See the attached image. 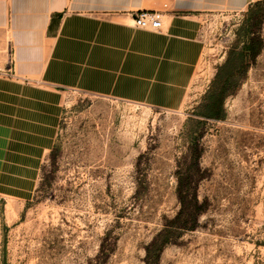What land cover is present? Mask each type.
Listing matches in <instances>:
<instances>
[{"label":"rangeland","instance_id":"374dc122","mask_svg":"<svg viewBox=\"0 0 264 264\" xmlns=\"http://www.w3.org/2000/svg\"><path fill=\"white\" fill-rule=\"evenodd\" d=\"M8 2L0 264H145L160 233L158 264H264V2L196 16L179 39L180 60L194 62L116 64L109 82L106 64L81 63L90 68L69 85L26 77L25 32L12 30ZM163 19L161 30L133 31L164 34ZM246 45L245 70L221 68ZM221 89V118L201 116ZM178 190L192 229L174 227Z\"/></svg>","mask_w":264,"mask_h":264},{"label":"crops","instance_id":"0c3cea01","mask_svg":"<svg viewBox=\"0 0 264 264\" xmlns=\"http://www.w3.org/2000/svg\"><path fill=\"white\" fill-rule=\"evenodd\" d=\"M257 1L262 0H9L8 8L12 30L25 32L20 53L29 69L25 76L69 85L90 68L81 63L106 64L102 79L109 82L115 79L116 64H122V71H147V64L168 62L171 70L180 61L194 62L180 60L179 39L192 35L196 16L241 12ZM140 9L165 16L164 34L133 31L140 30L132 26V14ZM134 63L139 66L132 67Z\"/></svg>","mask_w":264,"mask_h":264},{"label":"trees","instance_id":"16d2710c","mask_svg":"<svg viewBox=\"0 0 264 264\" xmlns=\"http://www.w3.org/2000/svg\"><path fill=\"white\" fill-rule=\"evenodd\" d=\"M264 2V0L262 1H257L252 3L253 4H258ZM250 5V6H251ZM251 47H249L248 45L244 46L241 51H239L236 55L230 57L228 56V58L226 59L224 65L221 68H226L227 66H229L231 64V60L238 64L239 66L242 67V70H245L246 68V64H247V56H248V52L250 51ZM227 79H225V81L223 82V85L227 83ZM224 90L221 89L218 93L213 94L211 97L207 98L206 104L204 105V112L201 114V116L206 117V118H221V109H222V99L224 97ZM215 110V112L212 111ZM186 193L183 194V192H181V190H178V197L180 199V203L182 204L178 215H176V218H174V222H175V226L176 228L179 229H192L194 227V222L192 221L191 223L184 220L181 221L179 220L180 217L183 215V212L185 211V208L188 209V207H186L185 205H183V203L185 202V198H186ZM194 203H197L196 201H194ZM194 205V204H193ZM196 205H194L193 207H195ZM200 209V208H198ZM197 210H193V214H197L200 210H198V212H196ZM188 213V212H187ZM167 229V226H165L164 230ZM161 234V233H160ZM158 234V237L159 235ZM156 236L152 242L150 243V245L145 249V259L144 262L145 264H158V257H159V253L160 250L162 248V242L160 244L159 239Z\"/></svg>","mask_w":264,"mask_h":264},{"label":"built area","instance_id":"2783aa9c","mask_svg":"<svg viewBox=\"0 0 264 264\" xmlns=\"http://www.w3.org/2000/svg\"><path fill=\"white\" fill-rule=\"evenodd\" d=\"M132 26L140 30H161L163 15L156 10L140 9L132 14Z\"/></svg>","mask_w":264,"mask_h":264}]
</instances>
